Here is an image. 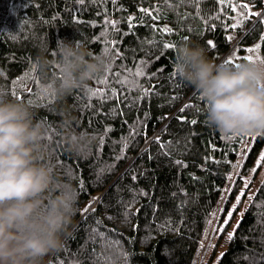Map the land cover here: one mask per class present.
<instances>
[{
	"label": "trees",
	"instance_id": "16d2710c",
	"mask_svg": "<svg viewBox=\"0 0 264 264\" xmlns=\"http://www.w3.org/2000/svg\"><path fill=\"white\" fill-rule=\"evenodd\" d=\"M261 19L264 0H0V95L32 104L53 132L67 109L77 131L97 137L85 159L54 137L56 163L76 177L78 210L63 249L45 264H193L220 198L231 181L225 216L264 136L209 127L199 95L175 73V48L190 41L216 63L235 65L249 47L264 52ZM58 41H80L108 60L87 90L62 101L41 91L35 68L39 48L52 60ZM113 248L122 254L113 257ZM216 264H264V178Z\"/></svg>",
	"mask_w": 264,
	"mask_h": 264
},
{
	"label": "clouds",
	"instance_id": "9594fccd",
	"mask_svg": "<svg viewBox=\"0 0 264 264\" xmlns=\"http://www.w3.org/2000/svg\"><path fill=\"white\" fill-rule=\"evenodd\" d=\"M39 48L35 68L40 89L62 101L108 69V60L93 55L80 41H58L54 58ZM178 78L204 104L207 125L224 136H264V63H216L190 41L175 48ZM56 131L35 119L32 104L0 95V264H45L61 251L77 212L78 189L72 170L56 163L54 137L65 152L85 159L97 137L73 127L75 117L61 110ZM119 257L122 250L113 248Z\"/></svg>",
	"mask_w": 264,
	"mask_h": 264
},
{
	"label": "rangeland",
	"instance_id": "374dc122",
	"mask_svg": "<svg viewBox=\"0 0 264 264\" xmlns=\"http://www.w3.org/2000/svg\"><path fill=\"white\" fill-rule=\"evenodd\" d=\"M252 48L255 49L256 46H254ZM248 57H251L253 61L261 62V60H264V52L260 49V47L258 50L254 51L252 53H249L248 51L246 53L238 52L237 54H235L233 56V60L237 64L240 62L249 61ZM251 137L252 136L249 137V140H251ZM250 143H245V145L243 146L244 147L243 152L241 153V158L239 161L240 165L246 156L247 149L249 148ZM262 155H264V147L260 151V153L256 159V162L254 163L252 170L250 171V174L245 179V181H247V187L245 186V183H244L239 194H238V197H239V200L241 203L240 210H235L236 204H238L237 200H236L228 208L227 212H225V216H222L223 211H224L225 202L227 199V194L230 190L229 188H230V185L232 184V182L230 181V183L228 184V186L225 189L222 197L219 200L218 206H217V208H216V210H215V212H214V214L210 220V223L206 229L203 241L201 243L199 251L197 252V254L195 256L193 264H216L220 255L226 249V245H227L230 237L232 236V233L235 230V227L239 223V221H240V219L244 213L245 208L247 207V205L249 204V201L253 197L258 185L260 184V182L264 178V160H260V157ZM258 161H259V165H257ZM236 168H238V167H236ZM237 171H238V169H237ZM234 178H235V175H232L230 180H233ZM241 193H243V195H241ZM99 197H100V194L99 195L97 194V195L93 196L88 202H93L94 200H96V198H99ZM95 204H96V202L94 203L93 207L95 206ZM235 211L237 212L236 214H234ZM229 213H231V218H229ZM229 221H232L231 227L229 229H227L224 233H221L223 227L225 226L224 223L226 224L228 222V224H229ZM227 225H226V227H227ZM219 231H220L219 250L217 251L215 257H213L211 260H209V258L211 257V252L214 248V245L218 244V240H216V237L219 234Z\"/></svg>",
	"mask_w": 264,
	"mask_h": 264
},
{
	"label": "snow or ice",
	"instance_id": "6c2138e0",
	"mask_svg": "<svg viewBox=\"0 0 264 264\" xmlns=\"http://www.w3.org/2000/svg\"><path fill=\"white\" fill-rule=\"evenodd\" d=\"M81 2H83V0H81ZM224 2H225V0H219V3H224ZM241 7H242L243 9L247 10L248 7H249V5H248L247 3H244L243 5H241ZM141 11H145V10L142 9ZM232 11H233V12L236 11V7H235V6L232 7ZM149 15H151V13H149ZM247 15H248L249 17H252V16H257V17H259V16H260V13L248 12ZM153 18L155 19V17H153ZM259 22L262 23V24H264V19H261ZM129 27H132L131 21H129ZM163 31L167 32V31H169V29L165 28V29H163ZM230 39H231V38H230ZM209 44H210V46H213V47H214V45H211V42H209ZM163 47H164V48H171V47H173V46H172L171 44H164ZM259 47H260L259 45H257L255 49L252 48V47H249V48L247 49V51H248L249 53H252V52L258 50ZM248 59H249V61H253L251 57H248ZM229 63H231V61H229ZM261 63H264V60H261ZM137 74H139V73H137ZM192 123L195 124L196 121L193 120ZM260 160H264V155H262V156L260 157ZM257 165H259V161L257 162ZM245 186L247 187V181H245ZM241 195H243V193H241ZM239 202H240V200H239V197H238V198H237V203H239ZM229 218H231V213H229Z\"/></svg>",
	"mask_w": 264,
	"mask_h": 264
}]
</instances>
